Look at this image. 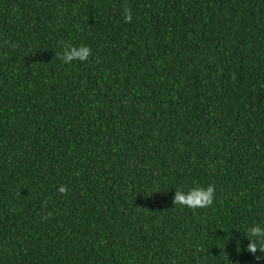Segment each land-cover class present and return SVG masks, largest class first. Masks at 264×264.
Listing matches in <instances>:
<instances>
[{
  "label": "trees",
  "instance_id": "trees-1",
  "mask_svg": "<svg viewBox=\"0 0 264 264\" xmlns=\"http://www.w3.org/2000/svg\"><path fill=\"white\" fill-rule=\"evenodd\" d=\"M257 223L264 0H0V264H264Z\"/></svg>",
  "mask_w": 264,
  "mask_h": 264
},
{
  "label": "clouds",
  "instance_id": "clouds-1",
  "mask_svg": "<svg viewBox=\"0 0 264 264\" xmlns=\"http://www.w3.org/2000/svg\"><path fill=\"white\" fill-rule=\"evenodd\" d=\"M123 11L125 22L131 23L133 16L130 7L125 6ZM62 47V53L56 55H59V59L67 65H72L75 61H79L81 63L86 62L92 55V49L86 45L76 47L71 43L62 42ZM67 191L68 189L66 186L61 185L59 187V192L62 195H66ZM215 195L216 189L213 184H209L207 187L197 186L191 188L188 192L176 190L173 198V204L175 206L179 205L191 209L208 208L214 204ZM49 215H51V213H49ZM246 238L249 241L246 251L252 254L257 261L264 258L256 256L258 251L264 254V224L257 223L250 227L246 233Z\"/></svg>",
  "mask_w": 264,
  "mask_h": 264
}]
</instances>
